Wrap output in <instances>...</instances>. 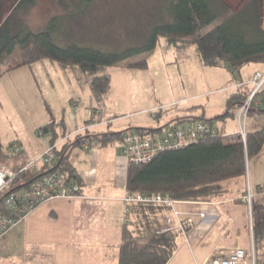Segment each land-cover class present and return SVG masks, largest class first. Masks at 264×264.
I'll list each match as a JSON object with an SVG mask.
<instances>
[{
    "label": "trees",
    "instance_id": "1",
    "mask_svg": "<svg viewBox=\"0 0 264 264\" xmlns=\"http://www.w3.org/2000/svg\"><path fill=\"white\" fill-rule=\"evenodd\" d=\"M92 2H74L70 9V5L64 3L68 12L57 14L44 29L34 31L25 20L16 16L20 11L34 7L36 0H21L0 27V79L13 70L32 68L39 62L49 60L63 67L80 68L86 74L93 75L90 81L93 96L102 101L111 94V84L109 77L99 75L100 69L152 53L162 37L192 40L205 66H224L234 75L252 62L264 63V0H248L236 12H232L221 0H154L149 6V24L141 34L143 42L121 49H105L107 51L74 41L70 37L68 20L73 16L82 18ZM221 19L220 25L203 35L209 26ZM146 66V61L132 64L135 68ZM246 99L242 89H235L229 96L228 108L223 115L211 120L196 117L177 119L203 120L212 124L220 121L222 124L216 134H210L198 143L180 149H166L149 163L129 164L126 189L137 195H165L178 203L194 204L213 203L236 187L237 193H240V184L247 177L248 162L259 156L264 148V129L249 132L246 144L239 137L231 142L226 140V121L234 117V111ZM64 126L63 121L54 122L42 127L41 132L49 134L51 144H55L68 137L67 132H60ZM163 128H137L135 133L144 135L147 132H161ZM87 133L72 140L69 137V141L56 151V164L26 175L19 174L20 168L28 161L24 151L15 155L13 147L6 148L0 142V166H8L17 173L15 184L22 180L30 182L41 174L56 171L66 173L68 179L78 180L68 159L73 147H82L87 142L104 147L122 141L126 135V132ZM5 195V192L0 195V210ZM241 200L239 197L236 202L240 203ZM132 211L139 222H147L169 215L172 209L156 203H133L129 207V215ZM132 224L134 222L129 221L124 226L119 264H168L184 240V234L192 228L187 226L184 231L174 229L164 234L156 233L141 244L140 239L129 229ZM253 229L256 237L258 227L254 226Z\"/></svg>",
    "mask_w": 264,
    "mask_h": 264
},
{
    "label": "crops",
    "instance_id": "2",
    "mask_svg": "<svg viewBox=\"0 0 264 264\" xmlns=\"http://www.w3.org/2000/svg\"><path fill=\"white\" fill-rule=\"evenodd\" d=\"M195 63H197L199 73L210 70L208 71L211 72L210 77L208 76L206 79L207 86L210 82L211 86L215 88L210 93L224 91L223 94H225L229 88L233 87L232 82L242 84L252 80V78L243 80L241 78L242 76L245 78V75H240L238 81L236 75L224 66L208 67L204 65L201 59H197ZM261 64L263 66L259 65L258 67H264V63ZM42 66L50 71L55 70L57 74L45 75L41 73ZM35 67L13 70L0 79V112L3 114L2 116L0 113V121L6 120L11 125L8 127L9 123H6L2 127L0 124V142L4 147L7 148L8 146L5 145L2 137L8 130V135L10 133L14 135L13 137L9 135L8 145L10 147L21 148L28 160L42 155L51 143V136L49 135V139H45L41 134L39 135L41 128L59 122L54 120L52 100L54 103H57L59 99L63 100L59 115L63 114L64 118L60 116L62 119L60 120L64 122L65 126L60 132H69V135H73L77 130L89 125L98 110L102 111L104 119L108 121L102 127L111 126L122 117L119 108L113 107L111 104L112 94L102 100L107 102H104L106 107L99 106L102 101L93 96L90 86L92 77L80 68L63 67L49 60L39 62L35 64ZM243 70H245L244 67L240 74ZM261 71L260 68L255 69L256 73ZM7 78L10 79L6 81ZM192 80L189 81L191 87H202L201 81L193 83ZM50 82L54 84L56 91L49 85ZM81 87L83 88L82 91L79 90ZM27 88L29 89L28 92L26 91ZM233 90L230 91V95L235 92ZM229 96L226 99V106ZM9 98L14 101L13 106L8 105L9 101L7 102V100ZM77 100L82 103V109L80 108L79 111L72 108V104ZM5 107L12 108L13 112L9 115L6 114L3 111ZM126 108H130V105H126ZM199 108L202 107H191L184 109L183 112L188 113L189 117H194L192 114ZM143 111L145 110L143 109L141 112ZM13 113H21L28 116L29 119L30 115L32 116V122L26 130L24 127L18 126V131H13L14 124L8 119L13 117ZM66 113L71 114L66 115ZM196 118L205 119V116H196ZM261 120H263V124L260 129H264V110L259 113H252L248 125H254ZM21 130H25L22 136L19 134ZM119 132L124 131L108 129L98 134ZM128 133L130 132H126V134ZM27 136L29 139L31 137V143L27 141ZM76 136L78 135L72 136L71 140ZM120 142L104 147L96 145V148L91 151L85 150L83 147H73L70 150L68 159L80 180L83 199L76 201L54 199L34 209L24 221L10 230L2 239L0 264H119L123 230L125 224L128 223L126 221L127 216L125 218L123 214V195L128 165L121 151ZM100 147L101 149H99ZM76 150H79V154H75ZM239 191H243L241 192L243 193L242 196L247 193L252 196L249 212L252 211L253 215L250 222L251 228L246 229L247 241L245 242L242 238L244 226H236L234 233L223 236L224 238L219 240L207 255L197 258L194 252H192L193 256L190 252V260L193 257L195 264L204 263L218 247L235 245H240L249 250L254 246L256 264H264V229L262 230L264 224V148L259 156L248 162L247 177L242 180ZM237 192L236 194L239 195ZM240 196L241 194L224 203H179L177 209L182 213L181 219L186 222V227L192 226V228L184 234V240L180 243L171 260H175L182 250L189 252L192 246L199 245L210 234L214 224H219L222 221L225 214L223 210L220 211V205L222 207L233 205L232 210L238 209L237 206L246 208L247 204L236 202ZM200 214L205 216L201 218ZM167 216H161L152 221L139 222V218L132 211L128 219L134 224L129 229L140 239L141 244H144L149 240V237L164 227ZM20 224L24 226L22 231L24 237H14L13 232ZM254 226L258 227L256 237L253 232ZM204 227L206 228L204 229ZM201 228L203 229L200 233L201 237H194ZM229 237H231L230 240H228Z\"/></svg>",
    "mask_w": 264,
    "mask_h": 264
},
{
    "label": "rangeland",
    "instance_id": "3",
    "mask_svg": "<svg viewBox=\"0 0 264 264\" xmlns=\"http://www.w3.org/2000/svg\"><path fill=\"white\" fill-rule=\"evenodd\" d=\"M20 1L21 0H0V27L12 15ZM80 1L82 0H36L34 7L20 11L16 17L25 20L30 29L34 31H41L46 27L51 18L57 14L63 15L65 12H68L64 3H68L70 5V9L74 2ZM92 1V6L84 12L82 18L77 19V16H73L68 20L70 27L69 31L71 32L70 37L74 38V41H79L82 44L87 43L89 45H93L95 48H98L102 51H107L105 49H121L128 45H133L136 43L139 44L143 42L144 37L141 34L149 24V6L154 0ZM221 1L227 4L232 12H236L248 0ZM221 22L222 19L213 23L203 32V35L220 25ZM197 59H201L203 61L197 45H195L192 40L179 41L162 37L155 51L152 53L137 56L117 66L101 68L99 75L110 78L111 94L113 95L111 97L114 99L111 100V104L113 107L117 106V108H119V110L122 112V117L117 119L119 121L115 124H112L111 126H99L90 129L89 135H92L93 133L98 134L100 132L107 131L108 129L130 133L135 132L137 127L156 130L167 126L169 123L173 122V120H177L176 118L183 119L189 117L190 115L188 113L183 112L184 109H189L195 106H200L202 108H199L192 114L194 117L205 116V120H210L223 115L228 108L226 106V99L230 95V91H232V89L235 90V81L231 84L233 87L229 88L227 90L228 92L225 94H223L224 91L210 93L211 90L215 89L211 86L210 82H208L209 86H207L206 79H208V76L210 77L211 72H208L210 70H206L204 73H199L197 63H195ZM191 60H194V62H191ZM142 61L147 62L146 67H132V64ZM259 65L262 64L259 62H252L244 66L245 70H243L241 74H236L237 80H240L238 78L240 75H245V78L244 76L241 78L243 80L249 78L253 79V75L256 73V68L262 69L261 72L264 71V67H258ZM41 70V73L45 75H49L50 73L57 74L55 70L50 71L45 66H42ZM89 75L93 76L91 74ZM9 79L10 78H7L6 81ZM191 79H193V83L201 81L202 87H191L189 84ZM49 85L54 91L57 90L54 88L55 86L52 82H50ZM82 89V87L79 88L81 91ZM28 90L29 89L27 88L26 91L28 92ZM205 90L207 91L205 92ZM9 99L7 100V102H10H8V105L13 106L12 103L14 101ZM52 102L54 108L53 115H55L54 120L60 122L62 120L61 118H64L63 114L59 115V112L62 110L63 100L59 99L57 103H54L52 100ZM104 102L106 101H102L99 106L106 107ZM126 105H130V108L127 109ZM143 109L145 111L141 112ZM3 111H5V113L8 115L13 112L12 108L6 107ZM0 113L2 114V112ZM15 113H13V117L8 118L9 121L14 124L13 131H18V126L21 128L24 127L26 130L27 126L32 122V116L30 115L29 119L28 116H25L21 113ZM68 114L71 113H66V115ZM101 116L104 118L103 113ZM101 116L95 115V119L99 121ZM6 123L9 122L6 120L0 121L2 127ZM213 124L219 127L222 123L220 121H216ZM262 124L263 120L256 122L254 124L255 127L254 125L249 124L247 127L248 132L260 129ZM9 126H11L10 123L8 127ZM25 130L19 131V134L22 136V133H24ZM8 132L9 131L6 130V134L3 135L2 138L5 145L10 147V145H8V138L9 135L11 137L14 135L13 133L8 135ZM40 134L45 139H49V134L44 135L43 132H39V135ZM68 134L70 133L68 132ZM86 134L88 133L84 132L83 136ZM238 134L239 125L236 118L232 117L227 119L225 131L226 140L228 142L235 141L239 137ZM26 139L29 143H31V137L29 139L27 136ZM50 145L51 143L49 146ZM99 149H101V147ZM46 150L44 152H46ZM75 154H79V150L75 152ZM37 158L32 160H36ZM237 190V187L234 188L230 194L219 198L214 203H224L227 200L236 198L240 194L242 199L241 203H244L243 198L245 195L242 196L243 193H241L243 191H241L238 195L236 194ZM123 206V214L126 218V214L124 213V201ZM232 206L226 205L222 207L220 205V211L223 210L225 214L224 218H222V221L219 222V224H214L213 228L211 227L212 230L210 234L205 237L199 243V245L192 246L191 250L189 249V252L182 250L181 253L178 254L177 258L175 260H171L169 264H195L193 257L190 260V252L191 256H193L192 252H194L197 258H201L200 256H204L205 254L207 255L209 251L217 244V242L226 236V234L232 232L234 233L236 226H244V235L242 238L246 242V229L251 228L250 222L253 215L252 211L249 212L251 203L247 204L246 208L237 206L238 209L234 208V210H232ZM128 217L129 216L126 218L127 222H129ZM22 225L23 224H20L19 227H17V229L13 232L14 237H24L22 232L24 226ZM174 225L177 227L178 224ZM206 227L208 228V226ZM206 227H204V229ZM202 231L203 229L201 228L200 231L194 235V237H201L200 233ZM230 239L231 237L228 238V240Z\"/></svg>",
    "mask_w": 264,
    "mask_h": 264
},
{
    "label": "built area",
    "instance_id": "4",
    "mask_svg": "<svg viewBox=\"0 0 264 264\" xmlns=\"http://www.w3.org/2000/svg\"><path fill=\"white\" fill-rule=\"evenodd\" d=\"M235 89H242L247 99L234 111V117L239 125V138L246 144L248 135V122L252 113H259L264 110V71L257 72L248 83L235 84ZM79 100L74 101L72 108L79 111L81 108ZM102 111L98 110L95 115L101 116ZM107 120L95 118L86 127L77 130L63 140L51 144L36 160H28L23 165L19 174L38 172L41 168L51 167L57 162L56 151L69 141L74 135L88 132L92 128L106 125ZM218 126L206 121H173L163 128L161 132L145 133L140 135L135 132L128 133L120 142L123 156L127 165L131 163H149L158 153L166 149H180L198 143L210 134H216ZM95 142L83 144L85 150L91 151L96 148ZM21 148L15 147L14 154L21 152ZM17 173L8 166H0V195L2 198V209L0 210V246L5 235L24 221L26 217L37 207L54 199L76 201L83 199L81 195V183L76 179H68L66 173L56 171L48 174H41L36 179L26 182L20 181L15 184ZM125 214L129 216V207L133 203H156L167 205L172 212L167 216L165 225L157 231V234H164L171 230L184 231L186 222L181 219L182 213L177 209L178 202L165 195H137L126 189L125 183ZM250 193L245 194V204L251 203ZM201 218L205 215L200 214ZM174 224H178L177 227ZM202 264H256L255 249H246L240 245L218 247L212 255Z\"/></svg>",
    "mask_w": 264,
    "mask_h": 264
}]
</instances>
